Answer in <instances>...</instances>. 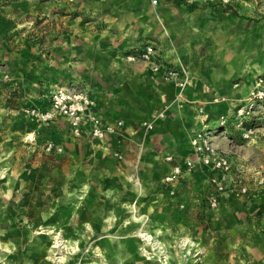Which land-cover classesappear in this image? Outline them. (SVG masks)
Returning a JSON list of instances; mask_svg holds the SVG:
<instances>
[{
    "label": "rangeland",
    "instance_id": "rangeland-1",
    "mask_svg": "<svg viewBox=\"0 0 264 264\" xmlns=\"http://www.w3.org/2000/svg\"><path fill=\"white\" fill-rule=\"evenodd\" d=\"M73 1L72 5L56 6L55 0H0V264L16 262L19 255L26 261L18 264H69L70 259V264H164L170 247L172 257L182 264H191L192 259L206 263L201 261L205 257L226 264L215 253L229 246L239 248L231 245L238 241L248 243L252 254L264 252L256 244L264 235V203L257 201L264 198L262 195L244 197L228 191L220 208L200 215L195 224L201 238L197 240L200 254L190 259L183 256L179 242L186 234L174 217L182 211L175 207L174 221L162 225L163 218L155 212L158 205L146 199L147 190L157 188L144 177V172L155 164L147 140L156 121L165 117L172 106L181 107L183 99L138 122L123 118L126 134L121 141L133 142L131 150L107 149L79 140L60 115L42 121L27 111L42 109L33 105L38 90L47 85L82 88L84 84L74 71L80 68L89 48L105 43L100 36H68L70 29L81 28L82 19L97 18L94 6H86L93 0ZM56 12L69 13L74 24L56 20ZM247 13L249 34L243 39L254 50L264 49V15ZM87 39L91 47L86 46ZM243 55L264 56V51L252 53L246 48ZM136 62L140 67L146 63ZM261 74L264 71L257 74L256 80ZM182 89L178 85L176 93L181 95ZM213 118L211 125L216 122ZM246 122L256 129L254 139L217 130L216 144L234 155L236 175L254 191L257 171L264 174V113L257 109ZM149 123L153 127L149 128ZM131 132L137 139H132ZM22 189L25 191L21 195ZM8 190L7 205L3 202L9 201ZM133 216L134 225H127L125 219ZM150 222L161 228L154 236L162 239L161 249L135 235L138 228H148ZM58 238L63 248L54 250ZM17 243L23 246L16 249Z\"/></svg>",
    "mask_w": 264,
    "mask_h": 264
},
{
    "label": "crops",
    "instance_id": "crops-1",
    "mask_svg": "<svg viewBox=\"0 0 264 264\" xmlns=\"http://www.w3.org/2000/svg\"><path fill=\"white\" fill-rule=\"evenodd\" d=\"M111 1H87L88 8L94 6L93 14L97 18L94 21L82 19L80 29L69 30L68 36H100V40L103 38L105 41L103 46L100 43L97 48H89L80 68L74 72L84 84L81 87L96 100L94 111L104 120L126 118L138 122L154 116L159 108L167 110L171 102L183 99L181 107L172 106L165 117L156 121L155 130L147 140L148 153L155 164L144 172V177L147 182L157 186L156 189L147 190L146 199L158 205L155 212L163 218L162 225H170L169 221H174L175 207L182 211L174 217L178 219L179 229L186 234L184 237H191L196 245L191 254H185L181 248L182 253L186 259L196 258L200 254L197 240L201 238L195 231V224L200 215L218 209L210 208L206 201L211 190L208 168L198 161L192 171L184 172L176 186V193L171 194L163 181L164 174L170 169V163L164 157L171 154L178 162L189 157L195 159L191 139L204 127L206 118H217L220 114L231 112L247 99L255 86L257 74L264 71V56L247 58L243 52L246 48L252 53L264 49L260 47L254 50L244 41L250 27L245 15L247 11L264 15V0H230L228 3L223 0H159L158 4H153L152 0ZM58 3L68 6L74 1L55 0L56 6ZM107 4L113 7H106ZM68 10L70 8L67 7ZM67 12H56L53 17L73 25L74 19ZM95 21L97 24L92 23ZM89 42L90 39L87 47H91ZM146 43L155 44L162 62L185 70L188 82L183 86L181 95L176 93L177 82L165 80L163 70L155 72L150 63L146 62L140 67L136 61L127 58L128 52H135ZM54 89L53 84L40 88L33 106L48 109ZM201 109L204 111L201 112ZM61 117L71 131L68 118ZM89 124L87 120L83 133L73 134L74 138L92 141L107 149L134 148L133 142L123 144L121 141L126 130L122 136L109 135L106 140L100 141L90 135ZM129 135L133 140L138 137L132 132ZM228 191L220 206L227 200ZM255 195L264 197V192L251 191L244 197ZM257 201L264 203V198ZM148 228L161 231L152 222L148 223ZM260 238L256 242L259 249L260 246L264 248V235ZM231 245L239 248L229 246L224 252L215 253L216 257L222 261L225 259L226 264H264V252L252 254L250 246L244 241ZM170 248L166 249L170 252L165 258L167 264H182L172 257ZM191 261V264H217L215 258L209 257L201 258L206 263H197V259Z\"/></svg>",
    "mask_w": 264,
    "mask_h": 264
},
{
    "label": "built area",
    "instance_id": "built-area-1",
    "mask_svg": "<svg viewBox=\"0 0 264 264\" xmlns=\"http://www.w3.org/2000/svg\"><path fill=\"white\" fill-rule=\"evenodd\" d=\"M223 1L225 3L230 2V0ZM152 3L158 4L159 0H152ZM127 58L130 61L150 63L153 71L160 72L163 70L164 78L177 82L179 86L183 87L188 82L183 68L171 66L159 59V51L153 43L144 44L137 51L128 54ZM95 106L96 100L88 90L59 86L51 94L48 109L33 107L27 108V111L42 121L52 119L57 115L64 116L68 118L72 131L77 135L83 133L88 120L90 122V135L95 139L104 141L109 135L122 136L125 130L124 119L104 120L94 111ZM257 109L264 113V74L257 77L256 84L247 99L237 105L233 111L220 114L216 118L215 125L208 123L211 117L206 118L207 122H205L204 127L197 131L191 139V145L196 154L195 159L189 157L183 162H178L171 154L164 157L165 161L170 163V169L164 174L163 181L171 194L176 193V186L181 182L184 172L192 171L195 164L200 161L208 168V182L211 190L207 194L206 201L210 208H219L222 198L228 190L245 196L249 195L253 188L243 178L236 175L234 170L235 157L230 151L220 148L216 144V137L219 134L216 131L219 130L220 134L225 131L237 132L242 139H254L257 133L256 129L248 126L246 121ZM200 111L203 112L204 110L201 109ZM231 121H234V124L231 125ZM148 127H153L152 123H149ZM254 191L264 192V174L260 170L256 173ZM141 236L145 241H151V238L145 234H141ZM179 245L185 250V254H191L196 247L195 241L184 240L183 238H181Z\"/></svg>",
    "mask_w": 264,
    "mask_h": 264
},
{
    "label": "bare ground",
    "instance_id": "bare-ground-1",
    "mask_svg": "<svg viewBox=\"0 0 264 264\" xmlns=\"http://www.w3.org/2000/svg\"><path fill=\"white\" fill-rule=\"evenodd\" d=\"M25 191V189H22V191H21V195L23 194V192ZM10 193L11 192H9V190H8V193H7V196H8V198H6L7 200H9V195H10ZM4 204H10V200L8 201V202H3ZM1 205V204H0ZM12 211V210H11ZM14 211H16V213H17V209H14ZM13 212V211H12ZM14 213V212H13ZM17 220V219H16ZM136 221V219H135V217L133 216V217H128V218H126L125 219V223L128 225H134V222ZM19 225V224H18ZM28 231V230H27ZM159 232H160V230L159 229H146V228H138V230H136V236H141V234H145V236H147L148 238H151V243L154 245V246H156V245H158L159 247H160V249L163 247V246H161V243H162V239L161 238H157V239H154L155 237L154 236H158L159 235ZM24 236H26L25 234H24ZM28 236V235H27ZM184 240H191V237H188V236H186V237H184L183 238ZM20 243H21V241H20ZM1 244V243H0ZM62 244L63 243H61V240L58 238L57 240H56V242H55V245H53L54 247H56V249H54V250H61L63 247H62ZM156 244V245H155ZM23 245H19L18 243H17V248L16 249H19L20 247H22ZM14 255H15V253H14ZM166 258H167V256L168 255H164ZM165 257L163 258V259H165ZM10 260H12V258H10ZM16 262H13V260H12V262L10 263V264H12V263H15V264H18V263H25V261H26V257L25 256H22L21 257V255H19L18 257H17V260H15ZM70 261H72L71 259L68 261V263L70 264L71 262ZM164 264H167L165 261H164Z\"/></svg>",
    "mask_w": 264,
    "mask_h": 264
}]
</instances>
